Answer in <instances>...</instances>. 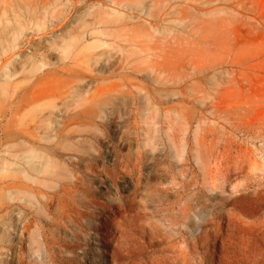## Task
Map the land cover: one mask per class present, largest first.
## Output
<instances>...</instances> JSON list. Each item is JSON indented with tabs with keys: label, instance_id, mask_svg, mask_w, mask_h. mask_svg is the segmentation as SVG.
<instances>
[{
	"label": "rangeland",
	"instance_id": "obj_1",
	"mask_svg": "<svg viewBox=\"0 0 264 264\" xmlns=\"http://www.w3.org/2000/svg\"><path fill=\"white\" fill-rule=\"evenodd\" d=\"M39 155L64 264H264V0H0V264Z\"/></svg>",
	"mask_w": 264,
	"mask_h": 264
},
{
	"label": "bare ground",
	"instance_id": "obj_2",
	"mask_svg": "<svg viewBox=\"0 0 264 264\" xmlns=\"http://www.w3.org/2000/svg\"><path fill=\"white\" fill-rule=\"evenodd\" d=\"M8 152V151H7ZM40 164L34 166L33 170V187L32 195L34 197L31 209V215L22 219L21 227L23 228L18 240L22 241L23 235L27 232L29 226L33 229L28 232L29 250L31 251V259L27 260L24 256L25 263L29 264H64L72 259L67 253L72 252L70 249L73 244L72 231L75 221L70 217L72 205L68 206L72 196V191L77 190L76 185L61 184L57 187L53 182L57 173L48 169V164L51 161L50 155L37 156ZM3 168V167H2ZM8 168V167H7ZM7 174V172L5 173ZM25 174L21 175L22 178ZM81 193V192H80ZM59 201V208L54 209L56 200ZM15 202V201H14ZM43 213V215H41ZM69 217V219H67ZM111 219V217H110ZM108 223V218L104 217L99 221L97 228H102ZM110 233V232H109ZM100 243H96V248H87L98 251L99 246L107 244V241L102 238L97 239ZM80 245V242L77 241ZM93 251V252H94ZM95 255V254H94ZM20 259H23L22 257ZM86 261H91L88 258Z\"/></svg>",
	"mask_w": 264,
	"mask_h": 264
}]
</instances>
